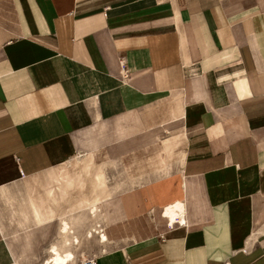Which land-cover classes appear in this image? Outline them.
Here are the masks:
<instances>
[{"label": "crops", "instance_id": "crops-1", "mask_svg": "<svg viewBox=\"0 0 264 264\" xmlns=\"http://www.w3.org/2000/svg\"><path fill=\"white\" fill-rule=\"evenodd\" d=\"M85 156L105 241L59 194ZM62 218L75 264H264V0H0V264Z\"/></svg>", "mask_w": 264, "mask_h": 264}, {"label": "bare ground", "instance_id": "bare-ground-1", "mask_svg": "<svg viewBox=\"0 0 264 264\" xmlns=\"http://www.w3.org/2000/svg\"><path fill=\"white\" fill-rule=\"evenodd\" d=\"M71 164L73 171H70V169L67 168L63 169V171L60 173L61 177L60 179H58V189L66 191L69 194V200H76L77 189L80 190L81 188H83L84 191L89 188L91 190V194L95 193V195L91 197L84 196V200L79 202L78 205L77 201L74 202V204L71 205L69 209V219L79 222L83 220H90L91 224L93 225H90L89 228L85 231V238L94 236L97 241H105L107 240L105 233L99 228H96L97 220L101 215L97 203L101 199V197L97 196V191L95 190L100 188V184L102 183L101 178H104L103 172L101 171L100 167L93 169L91 159L88 156H85L82 159L75 157ZM61 190L59 191V194ZM83 207H85L84 209H86L84 213L73 214L70 216L71 211ZM180 210L181 206L179 203L174 204L173 206L170 205L165 209V215L168 217L170 223H173L175 218H177ZM61 220L62 228L58 230V233H62L61 245L63 251L61 252L57 243H53L51 245L53 254L49 255V257L45 260H42L41 264H75L76 254L74 252V249L81 244V239L77 232H75V230L70 227V223L66 221L65 218H62ZM180 221L183 222V220L181 219ZM95 233L96 235H94Z\"/></svg>", "mask_w": 264, "mask_h": 264}, {"label": "built area", "instance_id": "built-area-1", "mask_svg": "<svg viewBox=\"0 0 264 264\" xmlns=\"http://www.w3.org/2000/svg\"><path fill=\"white\" fill-rule=\"evenodd\" d=\"M178 223H181V222H178ZM168 224L171 225L172 223L169 222ZM98 227L99 226H97V228ZM93 263H94V259L93 258L80 262V264H93ZM225 264H227V263H225Z\"/></svg>", "mask_w": 264, "mask_h": 264}, {"label": "rangeland", "instance_id": "rangeland-1", "mask_svg": "<svg viewBox=\"0 0 264 264\" xmlns=\"http://www.w3.org/2000/svg\"><path fill=\"white\" fill-rule=\"evenodd\" d=\"M89 247H92V248H93V246H92V245H91V246H89ZM89 247H88V246H86V247H85V248H86V250H87V249H89ZM92 248H91V249H92ZM40 263H41V262H40Z\"/></svg>", "mask_w": 264, "mask_h": 264}]
</instances>
